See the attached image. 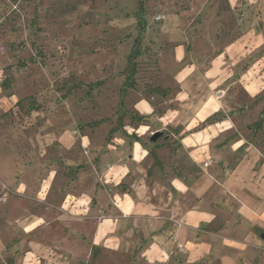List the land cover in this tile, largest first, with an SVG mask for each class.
<instances>
[{
	"label": "crops",
	"instance_id": "obj_1",
	"mask_svg": "<svg viewBox=\"0 0 264 264\" xmlns=\"http://www.w3.org/2000/svg\"><path fill=\"white\" fill-rule=\"evenodd\" d=\"M188 1L157 39H142L127 96L105 114L135 115L137 124L121 128L130 136L141 124L148 138L166 130L155 142L164 152L124 159L114 131L103 154L118 160L104 168L98 153L88 180L85 164L65 160L84 189L61 188L56 201L54 179L35 180L52 243H30L17 264H264V0ZM55 138L65 152L75 147L69 130ZM27 219L24 234L36 228Z\"/></svg>",
	"mask_w": 264,
	"mask_h": 264
},
{
	"label": "rangeland",
	"instance_id": "obj_2",
	"mask_svg": "<svg viewBox=\"0 0 264 264\" xmlns=\"http://www.w3.org/2000/svg\"><path fill=\"white\" fill-rule=\"evenodd\" d=\"M188 5V0H0V264H14L30 243L46 249L52 243L45 206L33 199L42 188L33 185L35 180L53 178L50 193L56 201L61 188L84 189L82 181L72 184L68 178L84 174L87 179L86 163L104 153L114 131H119L118 150H124V159L164 152L148 138L147 125L132 131L135 115H121L122 107L110 117L105 114L117 108V99L127 96L134 80L127 68L134 36L140 39L135 47L142 49L146 35L156 38L167 15ZM160 14L165 18L158 21ZM122 74L127 79L120 80ZM104 78L110 82L102 86ZM128 124L132 136L121 129ZM66 130L76 136L71 152L56 144L55 136ZM162 132L164 137L166 130ZM102 156L104 168L107 161L118 160L116 154ZM65 160L85 168L76 176ZM21 180L32 185L13 187ZM29 215L36 228L24 234ZM103 255L109 258V253Z\"/></svg>",
	"mask_w": 264,
	"mask_h": 264
},
{
	"label": "trees",
	"instance_id": "obj_3",
	"mask_svg": "<svg viewBox=\"0 0 264 264\" xmlns=\"http://www.w3.org/2000/svg\"><path fill=\"white\" fill-rule=\"evenodd\" d=\"M137 42H140V39L137 37L135 39V45L139 44ZM141 54V49L137 47H133L131 53L128 55V61H129V65H128V69L131 72V75H133V73H135L136 71V67H137V61L136 58Z\"/></svg>",
	"mask_w": 264,
	"mask_h": 264
},
{
	"label": "water",
	"instance_id": "obj_4",
	"mask_svg": "<svg viewBox=\"0 0 264 264\" xmlns=\"http://www.w3.org/2000/svg\"><path fill=\"white\" fill-rule=\"evenodd\" d=\"M163 133L162 131H154L153 134L151 135L150 139L151 141L153 142H156L158 139H160L162 136H163Z\"/></svg>",
	"mask_w": 264,
	"mask_h": 264
},
{
	"label": "built area",
	"instance_id": "obj_5",
	"mask_svg": "<svg viewBox=\"0 0 264 264\" xmlns=\"http://www.w3.org/2000/svg\"><path fill=\"white\" fill-rule=\"evenodd\" d=\"M163 18H165V16H164L163 14L157 15V17H156V19H157L158 21H160V19H163ZM209 162H210V160H209L208 162L205 163V166H208Z\"/></svg>",
	"mask_w": 264,
	"mask_h": 264
}]
</instances>
